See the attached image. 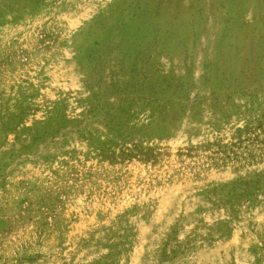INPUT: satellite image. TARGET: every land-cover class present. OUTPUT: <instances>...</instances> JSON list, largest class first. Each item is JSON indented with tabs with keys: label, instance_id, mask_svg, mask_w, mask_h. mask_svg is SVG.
<instances>
[{
	"label": "rangeland",
	"instance_id": "1",
	"mask_svg": "<svg viewBox=\"0 0 264 264\" xmlns=\"http://www.w3.org/2000/svg\"><path fill=\"white\" fill-rule=\"evenodd\" d=\"M0 264H264V0H0Z\"/></svg>",
	"mask_w": 264,
	"mask_h": 264
}]
</instances>
